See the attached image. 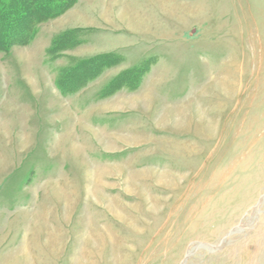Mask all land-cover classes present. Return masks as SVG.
I'll use <instances>...</instances> for the list:
<instances>
[{
	"label": "rangeland",
	"instance_id": "rangeland-1",
	"mask_svg": "<svg viewBox=\"0 0 264 264\" xmlns=\"http://www.w3.org/2000/svg\"><path fill=\"white\" fill-rule=\"evenodd\" d=\"M0 264H264V0H75L0 50Z\"/></svg>",
	"mask_w": 264,
	"mask_h": 264
},
{
	"label": "trees",
	"instance_id": "trees-1",
	"mask_svg": "<svg viewBox=\"0 0 264 264\" xmlns=\"http://www.w3.org/2000/svg\"><path fill=\"white\" fill-rule=\"evenodd\" d=\"M74 2L75 0H0V50H8L11 44H26L37 24L63 13ZM103 59L108 61L107 57L91 59L79 69L84 73V67L87 66L92 72H97Z\"/></svg>",
	"mask_w": 264,
	"mask_h": 264
},
{
	"label": "bare ground",
	"instance_id": "bare-ground-1",
	"mask_svg": "<svg viewBox=\"0 0 264 264\" xmlns=\"http://www.w3.org/2000/svg\"><path fill=\"white\" fill-rule=\"evenodd\" d=\"M163 177H161V179H162ZM160 179V180H161ZM163 180V179H162ZM118 214V213H117ZM118 217H121V216H118ZM108 229H106L105 227L102 229V232L105 234V237H106V239H107V241H108V239H109V237H110V235H109V233H108V231H107ZM111 239V238H110Z\"/></svg>",
	"mask_w": 264,
	"mask_h": 264
}]
</instances>
